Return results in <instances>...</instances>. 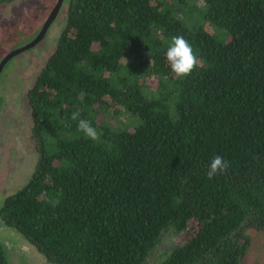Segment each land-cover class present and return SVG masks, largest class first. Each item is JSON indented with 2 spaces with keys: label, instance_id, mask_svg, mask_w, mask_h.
Here are the masks:
<instances>
[{
  "label": "trees",
  "instance_id": "16d2710c",
  "mask_svg": "<svg viewBox=\"0 0 264 264\" xmlns=\"http://www.w3.org/2000/svg\"><path fill=\"white\" fill-rule=\"evenodd\" d=\"M63 2L27 92L39 157L1 217L56 264H146L192 223L160 264H239L264 231V0ZM177 35L200 61L186 78L166 58ZM124 111L129 130L102 121ZM216 155L230 168L209 179Z\"/></svg>",
  "mask_w": 264,
  "mask_h": 264
},
{
  "label": "rangeland",
  "instance_id": "374dc122",
  "mask_svg": "<svg viewBox=\"0 0 264 264\" xmlns=\"http://www.w3.org/2000/svg\"><path fill=\"white\" fill-rule=\"evenodd\" d=\"M56 0H12L0 4V57L5 51L10 50L15 46H19L34 36L40 29L46 15L50 12ZM67 15L66 2L60 6L57 14L49 23V27L43 38L34 46L27 48L10 58L0 72V85L6 86L17 84L14 76L21 70L23 65H29L20 73L26 74L22 77V88L18 84V89H21L19 101L22 104L21 114L26 120L29 129L32 127L31 110L28 103L27 90L33 85L35 79L46 61L49 54L56 47V43L60 32L64 26L65 16ZM207 28L211 32L217 31V27L207 24ZM14 76V77H13ZM13 77V78H12ZM20 90V91H21ZM126 112L124 111V114ZM119 114L117 118L109 117L103 113L102 121H107L115 128H133L138 122L136 117L129 113L124 115ZM19 118V116H18ZM133 122V123H132ZM29 141L28 144L33 146V150L25 147V153L14 148L10 156L3 159L4 166L0 169V205L6 194H9L14 189L16 178L22 184H26L30 178L31 172L36 159V151L34 141ZM18 151V152H17ZM33 163L30 165V161ZM21 184V185H22ZM187 231L175 232L173 229L165 231L154 250L149 254L146 264H160L164 258L171 252L175 245L182 244L193 233L195 225ZM250 238V245L244 255L241 257L239 264H264V231L255 228H249L245 231ZM16 239L15 238H18ZM0 246L2 252L8 261V264H30L25 257L26 249L34 250V254H40L35 248L26 241V238L16 229L3 223L0 219ZM13 250L18 252V258L15 259ZM28 250V251H30ZM42 256V254H40Z\"/></svg>",
  "mask_w": 264,
  "mask_h": 264
},
{
  "label": "flooded vegetation",
  "instance_id": "af4514ba",
  "mask_svg": "<svg viewBox=\"0 0 264 264\" xmlns=\"http://www.w3.org/2000/svg\"><path fill=\"white\" fill-rule=\"evenodd\" d=\"M36 33L34 34V36L36 35ZM40 40H38L37 42H39ZM34 45H32V46H34ZM32 46H30V47H32ZM15 47H17V46H15ZM30 47H28V48H30ZM13 48H11V49H13ZM25 49H27V48H25ZM25 49H23V50H25ZM10 50H8V51H10ZM23 50H21V51H23ZM8 51H5L1 54L0 60ZM21 51H19V52H21ZM19 52L13 54L10 58H12L14 55L18 54ZM7 61L4 63V65L7 63ZM4 65H3V67H4ZM23 66L24 67H22L21 70H19L18 73H16L14 75V76L18 75L17 78H14V80L17 84L12 83V84L6 85V86L0 85V169L2 166H4L3 159L6 156H10V154L14 148L19 149V151H21L22 153H25L24 152L25 147L27 149L30 148L33 150V146L28 144L29 141H32L31 139H33V141H34V147H35V151H36L35 163L39 157V150L37 148L36 141L32 136V127L30 130L26 120L23 118V116L21 114L22 104L19 101V97H20V93L22 92V90L18 89V84L20 85V88H22L23 85H22V79L21 78L26 77V74H23L20 72L24 68L28 67L29 65L24 64ZM3 67H2V69H3ZM1 70H0V72H1ZM27 92H28V90H27ZM27 97H28V95H27ZM28 103H29V101H28ZM18 116H19V118H18ZM32 125H33V119H32ZM33 159H34V157L30 161V165L33 163ZM35 163H34V166H35ZM34 166H33V169H34ZM32 172H33V170H32ZM32 172H31V174H32ZM21 184H22V182L19 179L17 180V178H16V183H15L14 189L11 190L9 194H6L4 196L3 202L0 205V208L2 207L5 199L8 196H10L14 192H16L20 187H22L24 185V184H22V185ZM0 219L3 221V223L7 224L4 221V219L1 217V215H0ZM7 225H9V224H7ZM9 226H11V225H9ZM16 239H19V237L15 238V240ZM26 241L28 242L27 239H26ZM29 244H31V243H29ZM23 248H24V251L26 252L25 257L28 259L30 264H56V263H53L51 261L46 260V258L43 256V254H42V256L40 255L41 253L40 254H38V253L34 254V250L26 249L25 246H23ZM28 250H30V251H28ZM35 250H36V248H35ZM13 255H14L15 259L18 258V256H19L18 252H16L15 250H13ZM0 256H2L4 258L6 264H8L6 256H4V254L2 252L1 246H0Z\"/></svg>",
  "mask_w": 264,
  "mask_h": 264
},
{
  "label": "clouds",
  "instance_id": "9594fccd",
  "mask_svg": "<svg viewBox=\"0 0 264 264\" xmlns=\"http://www.w3.org/2000/svg\"><path fill=\"white\" fill-rule=\"evenodd\" d=\"M166 58L170 64L171 70L177 77L186 78L200 65V61L195 54L191 44L181 35L173 36L171 43L166 51ZM86 93L81 91L78 99L83 102ZM72 119L78 121L77 128L93 141L100 139V135L96 128L85 119L80 117V112L72 113ZM230 168V163L222 156H214L209 164L207 176L209 179L214 178L218 174L226 172Z\"/></svg>",
  "mask_w": 264,
  "mask_h": 264
},
{
  "label": "water",
  "instance_id": "95a60500",
  "mask_svg": "<svg viewBox=\"0 0 264 264\" xmlns=\"http://www.w3.org/2000/svg\"><path fill=\"white\" fill-rule=\"evenodd\" d=\"M63 0H56L55 4L53 5V7L51 8L50 12L46 15V17L44 18L43 22L41 23V27L39 29V31L36 33V35L29 41H27L26 43L14 47L13 49H11L10 51H8L0 60V70L2 69L4 63L15 53L28 48L32 45H34L38 40H40L46 33L48 27H49V23L51 22V20L54 18V16L57 14L60 6L62 5Z\"/></svg>",
  "mask_w": 264,
  "mask_h": 264
}]
</instances>
